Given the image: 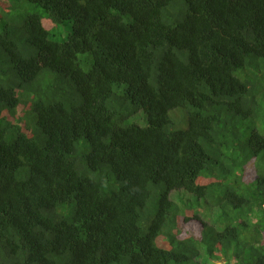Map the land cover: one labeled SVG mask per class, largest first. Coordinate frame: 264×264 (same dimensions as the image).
<instances>
[{"label": "trees", "instance_id": "trees-1", "mask_svg": "<svg viewBox=\"0 0 264 264\" xmlns=\"http://www.w3.org/2000/svg\"><path fill=\"white\" fill-rule=\"evenodd\" d=\"M24 1L0 3V264H264V0Z\"/></svg>", "mask_w": 264, "mask_h": 264}, {"label": "rangeland", "instance_id": "rangeland-1", "mask_svg": "<svg viewBox=\"0 0 264 264\" xmlns=\"http://www.w3.org/2000/svg\"><path fill=\"white\" fill-rule=\"evenodd\" d=\"M8 1H15L20 6V9H22L24 11H28V12H32V13H40V8L39 7H37L35 5H32V4H29V3H27L24 0H8ZM3 2H4V0H0V3H3ZM71 28H72V24L71 23H68V24H65V25H61L59 28H57L56 30H54L51 33V38L53 40L57 41V42H61L68 36V33L71 31ZM137 117H138V115L134 119H132V121L134 123H136V124H139L136 121ZM214 212L215 213L217 212L216 209H212V211H211V217L212 218H208L211 223L212 222H214V223L216 222V220L214 219L215 218V213Z\"/></svg>", "mask_w": 264, "mask_h": 264}]
</instances>
